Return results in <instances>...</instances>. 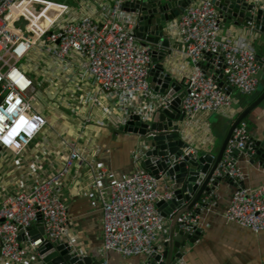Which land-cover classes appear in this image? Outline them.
I'll list each match as a JSON object with an SVG mask.
<instances>
[{
    "label": "built area",
    "instance_id": "1",
    "mask_svg": "<svg viewBox=\"0 0 264 264\" xmlns=\"http://www.w3.org/2000/svg\"><path fill=\"white\" fill-rule=\"evenodd\" d=\"M126 1L113 0L98 23L88 16L75 21L68 19L70 8L65 3L0 0L1 150L19 155L48 125L45 116L34 106V81L21 66L25 57L37 47L44 55L61 63H66L69 55L76 53L84 60L82 73L102 94L104 101L111 97L124 104L128 99H145V108L124 111L118 120L121 126L128 121L131 112L146 117L161 107L162 101L170 102L167 97L162 100L151 88V48L142 46L136 39L131 16L122 10ZM47 9L54 15L47 13ZM20 18L27 22L24 29L15 26ZM220 21L213 0H191L177 19L183 53L193 66L192 73L182 82L184 97L181 109L190 119L204 113L215 114L232 106L230 94L218 85L219 76L226 86L243 96L253 95L260 86V63L255 52L250 47L236 45L231 38L221 39ZM205 58L210 60L207 67L202 66ZM234 150L245 156L256 152L245 121L233 130L223 159L213 174V177L227 175L238 184L244 175L232 160ZM198 155L190 148V152L177 158L168 157L164 163L168 169H173L185 157L195 160ZM143 156L142 150L135 156L141 164ZM80 158V148L75 143L71 144L64 167L58 174L35 181L29 192L20 191L4 198L0 205V264H26L22 240L40 262L39 248L42 245L67 243L68 208L59 195L58 184ZM97 176L112 175L101 166ZM172 185L163 172L153 176L141 166L122 180H112L107 187L98 186L102 252H113L127 258L144 256L146 264L162 253V247L158 246L160 238L167 234L179 211L189 204L183 201L181 208L169 209L166 214L159 210L158 203L176 199ZM208 200V197L202 198L191 212L178 218L180 231L193 234L198 230L200 217L196 211L208 204ZM224 218L226 222L254 233L264 231V184L251 189L235 188ZM33 226H39L42 232L33 235ZM163 241L165 243L168 239Z\"/></svg>",
    "mask_w": 264,
    "mask_h": 264
},
{
    "label": "crops",
    "instance_id": "2",
    "mask_svg": "<svg viewBox=\"0 0 264 264\" xmlns=\"http://www.w3.org/2000/svg\"><path fill=\"white\" fill-rule=\"evenodd\" d=\"M254 1L264 9V0ZM62 3L70 8L68 19L75 21L88 16L100 23L104 10L113 4V0H63ZM47 10L51 16L54 15L53 11ZM235 22L221 19L219 37L231 38L236 45L250 47L256 56H260V86L256 93L249 96L232 90V106L228 109L215 114H200L194 119L186 117L180 128V137L198 154L205 152L216 155L231 123L264 90V35L254 30V25L246 27ZM171 25L170 41L176 49L165 65L166 72L172 76L173 81L182 85L183 80L192 73L193 66L183 53L177 19ZM31 52L25 57H32L29 69L22 67L34 81L35 87L39 85L38 78L41 83H46L36 91L34 106L45 116L48 125L19 155L0 150V205L8 196L20 191L29 192L35 181L58 174L69 155V146L75 143L80 148L81 158L58 184L59 195L68 208L65 241L79 257H86L94 262L146 264L144 256L127 258L113 252H102V211L97 187H107L112 180H122L141 166L143 168L141 160L135 157L142 150L141 138L119 133L121 124L118 120L125 110L145 108L147 101L140 98L128 99L122 104L121 100L111 97L104 101L102 94L82 73L81 65L84 60L76 53H71L67 62L61 63L44 55L43 51L40 57ZM209 61L207 58L203 59L202 66L207 67ZM50 78L67 84L68 91L72 94V103L62 105L53 98L51 91L58 90L59 86L54 83L55 87L51 88V84H48ZM57 108L63 111L59 112ZM244 121L255 143L264 140V101ZM232 160L244 175L243 180L239 181L244 188L251 189L264 184V165L259 161H251L244 154H239L235 159L232 157ZM101 166L108 169L112 176L98 178L97 170ZM234 189L231 183L221 181L210 195H203V199L208 197L209 200L199 211L200 239L185 247L180 264H264V231L254 233L228 223L224 218ZM168 211V207L163 209L164 214ZM169 229L170 225L167 234ZM40 231L39 226H33L31 230L33 235ZM164 236L163 234L160 238L158 246H163ZM21 246L27 257L26 264H43L38 261L37 255L34 258L32 250L26 248L24 240L21 241ZM177 252L174 249V253Z\"/></svg>",
    "mask_w": 264,
    "mask_h": 264
},
{
    "label": "water",
    "instance_id": "3",
    "mask_svg": "<svg viewBox=\"0 0 264 264\" xmlns=\"http://www.w3.org/2000/svg\"><path fill=\"white\" fill-rule=\"evenodd\" d=\"M190 1L127 0L122 8L131 16L136 39L142 46L151 48L153 64L149 71L151 88L162 100L167 97L170 102L162 101V106L149 112L146 117L131 112L128 121L119 127L118 132L141 138V149L144 155L143 168L153 176L163 172L166 178L173 183L172 188L176 199L168 203H158L160 211L165 207L181 208L183 201L189 202L188 206L182 208L171 222L169 232L164 236L168 241L163 244L162 253L150 260V264H180L185 247L200 239L198 230L193 234L180 231L177 227V220L184 213L191 212L194 206L202 200L204 194L210 195L221 181L231 183L235 188L238 186L244 188L243 183L237 184L227 175L213 177V174L223 159L233 130L264 101L263 90L258 98L231 123L216 155L202 152L197 159L191 160L185 157L183 162L175 165L173 169H168L164 163L166 158H177L179 155L190 152V147L180 137V128L186 119L181 109V100L184 97L183 86L173 81L172 76L166 72L165 66L172 51L176 49L174 43L170 41L171 24L185 12ZM213 2L219 11L220 18L224 21L235 20V24L246 27L254 25L253 29L264 35V9L256 1L213 0ZM26 24L27 22L20 18L15 26L24 29ZM257 60H261L260 56H257ZM217 82L227 94H231L232 89L226 86L222 76L217 78ZM255 145L256 152L246 157L251 161H259L263 166L264 140L257 141ZM239 154H241L239 150H234L231 156L235 159ZM196 213L199 211L197 210ZM174 249L178 252L174 253ZM39 255L44 264H101L86 257H79L67 243H45L39 248Z\"/></svg>",
    "mask_w": 264,
    "mask_h": 264
},
{
    "label": "rangeland",
    "instance_id": "4",
    "mask_svg": "<svg viewBox=\"0 0 264 264\" xmlns=\"http://www.w3.org/2000/svg\"><path fill=\"white\" fill-rule=\"evenodd\" d=\"M49 1H55V2H59V3H62V1L63 0H49ZM31 53H33V55L35 56H37L38 55V57H40V53L42 54V51H40V48L39 47H37V48H35L34 50H33V52H31ZM38 57H36V58H38ZM30 61H32V57H29V58H25L22 62H21V66H26V68L27 69H29V62ZM41 69V68H40ZM39 69V70H40ZM40 73V72H39ZM65 76L66 75H68V74H64ZM33 76H35V75H33ZM35 77H37V76H35ZM38 81H39V85H38V87H36V91H38L39 89H41L43 86H45L46 85V83H41V81H40V78H38ZM61 81V80H60ZM54 83H56V86H59V89L58 90H54V91H51L52 93H53V98H56L59 102H60V104H64V103H72V101H73V99L71 98L72 97V94H71V92H70V90L68 91V87H67V84L66 83H63V82H60V83H58V82H56V81H54V79L53 78H50V81L48 82V84H51V88H54L55 86H54ZM43 84V85H42ZM236 93L238 94V92L236 91ZM53 102H56L55 100L53 101ZM74 104V103H73ZM67 105H65V107H66ZM79 106V105H78ZM68 107V106H67ZM53 108H55V106H53ZM63 109V108H62ZM54 110V109H53ZM57 110L59 111V112H62L63 110H59L58 108H57ZM86 119H88V118H86ZM88 123H90V120L88 119V120H86Z\"/></svg>",
    "mask_w": 264,
    "mask_h": 264
}]
</instances>
